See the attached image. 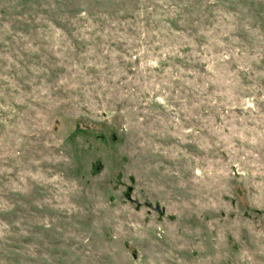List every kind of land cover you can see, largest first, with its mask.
Listing matches in <instances>:
<instances>
[{
    "label": "rangeland",
    "instance_id": "rangeland-1",
    "mask_svg": "<svg viewBox=\"0 0 264 264\" xmlns=\"http://www.w3.org/2000/svg\"><path fill=\"white\" fill-rule=\"evenodd\" d=\"M114 1L0 0V264H264V9Z\"/></svg>",
    "mask_w": 264,
    "mask_h": 264
},
{
    "label": "trees",
    "instance_id": "trees-1",
    "mask_svg": "<svg viewBox=\"0 0 264 264\" xmlns=\"http://www.w3.org/2000/svg\"><path fill=\"white\" fill-rule=\"evenodd\" d=\"M81 1H85V5L91 7V6H95V3L97 2V0H77V2L81 3ZM231 1L232 0H211L207 1L206 4H215L217 6H221L223 7L225 10L229 8H231ZM246 5V4H258V6H260L262 9H264V0H242ZM200 2V1H199ZM113 3H116L113 0ZM36 4H40V5H44L45 7H47V5H49L48 0H18L17 4H13L10 2V5L12 6V8H14L13 10H7V11H1V13L3 15L5 14H9L11 19V24H21V25H25L24 22L31 20V19H36V14L35 11L33 10V8L36 6ZM82 6H79L77 9H75V11H73L72 16L74 19L71 20L70 22L67 21V14L65 13V16H63V18L61 19L60 22H54L56 25H58L61 28H64L65 26H71V24L75 21L80 19V15L82 14ZM50 11V10H49ZM51 12V11H50ZM258 18H260L261 20L264 19V15L263 14H259ZM67 28V27H66ZM11 254V253H9ZM5 260L9 263H16V260L14 258V255L11 254V257H7L5 258Z\"/></svg>",
    "mask_w": 264,
    "mask_h": 264
},
{
    "label": "water",
    "instance_id": "water-1",
    "mask_svg": "<svg viewBox=\"0 0 264 264\" xmlns=\"http://www.w3.org/2000/svg\"><path fill=\"white\" fill-rule=\"evenodd\" d=\"M96 168H97V164H96Z\"/></svg>",
    "mask_w": 264,
    "mask_h": 264
}]
</instances>
